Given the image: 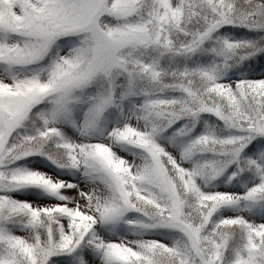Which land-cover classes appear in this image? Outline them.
Returning <instances> with one entry per match:
<instances>
[{
  "label": "snow or ice",
  "instance_id": "1",
  "mask_svg": "<svg viewBox=\"0 0 264 264\" xmlns=\"http://www.w3.org/2000/svg\"><path fill=\"white\" fill-rule=\"evenodd\" d=\"M0 264H264V0H0Z\"/></svg>",
  "mask_w": 264,
  "mask_h": 264
}]
</instances>
